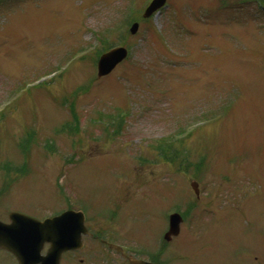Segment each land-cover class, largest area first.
Segmentation results:
<instances>
[{
  "label": "rangeland",
  "instance_id": "1",
  "mask_svg": "<svg viewBox=\"0 0 264 264\" xmlns=\"http://www.w3.org/2000/svg\"><path fill=\"white\" fill-rule=\"evenodd\" d=\"M150 1L0 0V165H23L22 133H39L27 175L6 185L0 167V213L51 217L67 207L61 185L91 222H107L128 197L115 223L157 244L169 215L195 205L170 264L179 252L183 264H264V0H168L144 21ZM105 36L130 56L100 80ZM41 77L50 83L23 91ZM74 113V139L57 133ZM100 113L127 114L123 134L107 139L92 123ZM174 135H190L188 170L157 159L154 143Z\"/></svg>",
  "mask_w": 264,
  "mask_h": 264
},
{
  "label": "water",
  "instance_id": "2",
  "mask_svg": "<svg viewBox=\"0 0 264 264\" xmlns=\"http://www.w3.org/2000/svg\"><path fill=\"white\" fill-rule=\"evenodd\" d=\"M167 0H154L147 9L146 17H150L154 12L165 5ZM139 28L135 24L132 32L136 33ZM128 55L125 48L115 49L100 59L99 76L103 77L111 73L116 66ZM198 193L197 185H193ZM12 225H5L0 222V247L14 252L24 264H59L61 255L72 248H75L74 241L81 240L84 228V217L81 213L68 211L53 219L44 222L31 217L14 213L11 216ZM183 222L179 214H174L170 219V231L166 239L171 241L180 234V226ZM49 242L52 244L46 258H40L43 245Z\"/></svg>",
  "mask_w": 264,
  "mask_h": 264
},
{
  "label": "flooded vegetation",
  "instance_id": "3",
  "mask_svg": "<svg viewBox=\"0 0 264 264\" xmlns=\"http://www.w3.org/2000/svg\"><path fill=\"white\" fill-rule=\"evenodd\" d=\"M9 222L5 217H0ZM88 234H83L82 246L63 255L62 264H131L130 259L158 261L165 264L168 248L161 246L156 259L155 244L151 240H128L118 224L86 223ZM114 247H120L118 250ZM50 246L46 245L42 255H46ZM0 264H20L18 258L8 250L0 248Z\"/></svg>",
  "mask_w": 264,
  "mask_h": 264
}]
</instances>
